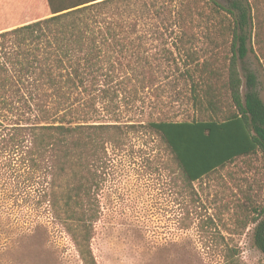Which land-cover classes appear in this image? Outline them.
Returning a JSON list of instances; mask_svg holds the SVG:
<instances>
[{"label": "trees", "instance_id": "trees-1", "mask_svg": "<svg viewBox=\"0 0 264 264\" xmlns=\"http://www.w3.org/2000/svg\"><path fill=\"white\" fill-rule=\"evenodd\" d=\"M46 2L48 16L0 30V209L46 208L83 264H97L90 240L100 168L107 147L137 125L163 141L184 190L238 158L264 156V100L244 66L251 1ZM175 59L183 61L179 76L198 117L159 116L125 129L97 121L99 103L114 111L121 83L153 84ZM249 222L264 254V205Z\"/></svg>", "mask_w": 264, "mask_h": 264}, {"label": "rangeland", "instance_id": "rangeland-1", "mask_svg": "<svg viewBox=\"0 0 264 264\" xmlns=\"http://www.w3.org/2000/svg\"><path fill=\"white\" fill-rule=\"evenodd\" d=\"M217 1L229 7V0ZM250 1L244 66L255 75L264 100V40L258 46L264 35V0ZM48 13L46 0H0V30ZM170 33L163 30L168 47ZM183 70L182 59L170 60L163 63V72L155 73L153 84L143 86L135 78L121 83L114 111L99 103L97 121L125 129V124L159 116L198 117L179 76ZM240 74L244 92L241 68ZM136 127L119 145L107 147L100 168L99 217L90 240L97 264H264L249 222L264 205V156L238 158L184 190L179 167L163 141L145 126ZM0 264L83 262L46 208L23 204L0 209Z\"/></svg>", "mask_w": 264, "mask_h": 264}, {"label": "crops", "instance_id": "crops-1", "mask_svg": "<svg viewBox=\"0 0 264 264\" xmlns=\"http://www.w3.org/2000/svg\"><path fill=\"white\" fill-rule=\"evenodd\" d=\"M49 14V13H48ZM47 14V15H48ZM47 15H39L38 17H34V18H32V19H28L27 21H25V22H23V23H26V22H30V21H32V20H35V19H37V18H41V17H45V16H47ZM23 23H19V24H17V25H20V24H23ZM16 25V26H17ZM5 29H7V28H5Z\"/></svg>", "mask_w": 264, "mask_h": 264}]
</instances>
